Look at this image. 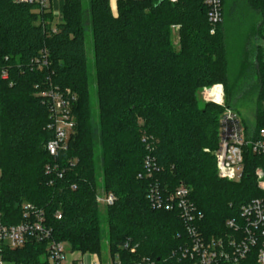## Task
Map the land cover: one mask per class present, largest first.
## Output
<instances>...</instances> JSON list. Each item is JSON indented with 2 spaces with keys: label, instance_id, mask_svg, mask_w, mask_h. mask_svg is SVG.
<instances>
[{
  "label": "trees",
  "instance_id": "16d2710c",
  "mask_svg": "<svg viewBox=\"0 0 264 264\" xmlns=\"http://www.w3.org/2000/svg\"><path fill=\"white\" fill-rule=\"evenodd\" d=\"M223 7V22L211 34L201 0H118L117 13L111 0H90L88 17L83 0H65L56 25L51 7L0 0L2 222L20 224L23 205L32 204L44 211L53 239L71 252L106 251L122 264L144 258L185 264L173 254L189 242L186 226L177 210L151 207L153 183L191 190L206 238L225 234L228 219L251 199L263 198L254 174L261 160L252 154L246 155L242 181L218 177L214 153L223 108L199 98L203 88L222 84L226 107L233 109L247 95L254 106L251 129L264 127V47L253 43L264 40V0H223ZM177 27L179 48L173 43ZM233 36L247 41L235 70ZM43 56L48 66L33 67ZM90 83L96 86V123ZM49 86L77 97L74 132L57 162L46 150L53 135L48 102L40 95ZM148 157L158 168L151 179L144 177ZM48 165L58 169L47 173ZM99 187L115 197L104 217ZM126 243L133 252L123 248ZM45 255L46 245L37 243L0 250L1 260L13 264H47ZM241 264H257L255 253Z\"/></svg>",
  "mask_w": 264,
  "mask_h": 264
},
{
  "label": "built area",
  "instance_id": "2783aa9c",
  "mask_svg": "<svg viewBox=\"0 0 264 264\" xmlns=\"http://www.w3.org/2000/svg\"><path fill=\"white\" fill-rule=\"evenodd\" d=\"M36 3L41 9H49L52 0H24ZM177 3L178 0H170ZM207 8L208 21L211 25V34L223 22V0H201ZM178 30V27L176 28ZM36 69L48 66L47 59L33 60L31 63ZM6 72L2 79H7ZM48 102L50 122L48 129L53 138L47 143L46 150L49 155L58 161L60 153L67 149L70 136L74 132L75 118L73 106L77 97L70 91H60L52 86L40 93ZM225 88L222 84L203 88L202 99L223 108L219 121V144L214 155L217 171L222 179L238 183L242 181L245 172L246 155L252 154L260 158V165L254 174L257 187L264 192V127L259 130H248L243 126L241 117L225 104ZM264 112V101H263ZM146 178H153L158 170L155 161L148 157L145 161ZM57 166L48 165L47 173L55 171ZM62 177V175H59ZM142 177V176H141ZM148 201L155 210H177L186 226L189 242L174 252L173 256L185 264H241L253 253L257 264H264V197L253 198L241 207L238 217L230 218L225 223V234L206 238L200 229L203 215L198 212L191 200V190L180 184L174 191L163 189L158 182L151 185ZM98 204L105 207L115 202L112 194H105L103 198L97 197ZM61 220L62 214L56 213ZM53 230L46 221L43 210L32 204L22 207V222L18 225L7 226L0 217V250L7 248L18 250L30 243L46 245L45 260L47 264H122L119 255H108L103 260L98 255L71 252L66 242H57L53 239ZM133 252L129 243L123 247ZM89 257V261L87 260ZM2 264H13L2 261ZM127 264H157L155 261L144 258L141 261Z\"/></svg>",
  "mask_w": 264,
  "mask_h": 264
},
{
  "label": "rangeland",
  "instance_id": "374dc122",
  "mask_svg": "<svg viewBox=\"0 0 264 264\" xmlns=\"http://www.w3.org/2000/svg\"><path fill=\"white\" fill-rule=\"evenodd\" d=\"M64 1L65 0H52L51 1V9L53 12V16H54V24H60L63 20V8H64ZM118 2V0H117ZM117 2L116 5L114 4V13H117ZM83 7L85 9V13L87 15V17L90 14V0H83ZM246 25L250 26V23L248 22ZM245 28H247V26H245ZM248 29V28H247ZM245 35V34H244ZM246 37L243 36L242 39H240L239 41L236 40V38L231 37L229 39V55H230V59H232V69L235 70L237 68L238 63L240 62L239 57L243 54L245 47L246 46ZM173 43L175 44L176 48H179V36H178V32L176 30V28L174 29V34H173ZM254 45L258 44V45H263L264 47V40L263 39H255L253 40ZM87 57H88V61H89V65H90V70L92 71V73L94 74L93 71V65H94V41H93V37L92 34L90 32V30H88L87 32ZM237 64V65H236ZM91 85V94H90V102L92 104V111H93V122L96 123L97 117H98V106L96 104V95H95V91H96V86L94 83H90ZM202 95H203V89L200 91L199 94V98L200 101L202 102ZM233 109L234 111L241 117L242 122H243V126H247V128H250V130H252L251 128H253V126L255 125V118H254V106L249 102V97L246 95L244 96V98L240 101H238L237 103L233 104ZM218 173V171H217ZM218 177L221 180H224L226 182H230L226 179H222L219 174ZM103 196H105L104 190L102 187H99L98 189V197L99 198H103ZM100 215L101 216H106V207L103 204H100ZM67 249L69 250L68 254H69V258H71V253H70V246L67 245ZM109 253L108 252H102L100 255H98L99 257H101L103 260H108V256ZM0 264H2V260L0 258Z\"/></svg>",
  "mask_w": 264,
  "mask_h": 264
},
{
  "label": "crops",
  "instance_id": "0c3cea01",
  "mask_svg": "<svg viewBox=\"0 0 264 264\" xmlns=\"http://www.w3.org/2000/svg\"><path fill=\"white\" fill-rule=\"evenodd\" d=\"M116 2H117V0H111V6H112V9H113V11H114V9H115V7H114V4L116 5ZM88 261L90 260L89 259V257H88V259H87Z\"/></svg>",
  "mask_w": 264,
  "mask_h": 264
}]
</instances>
